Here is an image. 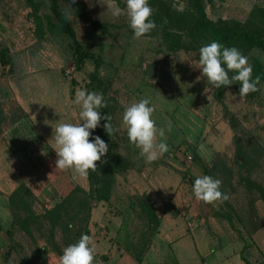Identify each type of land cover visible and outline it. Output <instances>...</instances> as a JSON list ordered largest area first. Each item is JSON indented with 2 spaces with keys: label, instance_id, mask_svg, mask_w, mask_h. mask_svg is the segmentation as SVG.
Here are the masks:
<instances>
[{
  "label": "rangeland",
  "instance_id": "1",
  "mask_svg": "<svg viewBox=\"0 0 264 264\" xmlns=\"http://www.w3.org/2000/svg\"><path fill=\"white\" fill-rule=\"evenodd\" d=\"M75 1L83 5L88 18L109 25L108 34L93 32L87 22L75 18L68 6L62 4L76 41L98 58L99 66L96 69L94 61L87 59L79 70L75 69L74 41L65 34L47 36L36 49L39 59L55 62L57 58L62 67L46 72L49 88L42 93L59 96L68 87L74 96L80 89L102 94L116 132L115 147L130 165L117 176L132 171L145 174L161 167L179 172L186 169L191 177L188 170L193 167L199 176L209 175L221 181L220 191L228 199L211 203L217 217L230 222L243 236L264 225V80L256 84L255 92L243 97L239 95L240 85L233 81L223 87L222 97L216 99L193 51L169 52L155 37L133 38L123 11L124 0ZM169 1L177 10L186 6L185 0ZM11 2L19 8L26 5L24 0H5L2 5L10 8ZM259 4V0H212L205 11L217 23H243ZM115 6L122 10L118 17L111 14ZM39 15L52 17L49 2L40 0ZM3 17L9 20L8 15ZM247 56L264 65V52L255 49ZM142 98L150 100L154 108L152 119L158 129L165 130L163 139L168 145V151L151 163H146L139 149L128 141L122 123L125 108ZM156 139L159 142L162 138ZM219 145L223 149L216 151L214 147ZM187 146L189 150L185 149ZM191 151L196 158L188 164L185 153L189 155ZM80 182L88 189L86 176ZM137 197L128 199L121 236L123 246L131 249L141 246V235L152 231L146 230L148 224Z\"/></svg>",
  "mask_w": 264,
  "mask_h": 264
},
{
  "label": "crops",
  "instance_id": "2",
  "mask_svg": "<svg viewBox=\"0 0 264 264\" xmlns=\"http://www.w3.org/2000/svg\"><path fill=\"white\" fill-rule=\"evenodd\" d=\"M5 1V0H4ZM264 7V0H259ZM3 1L0 3L2 5ZM258 3V2H257ZM0 6V47L10 63L0 64V264H59L66 247L61 231L53 238L44 212L75 185L87 190L82 176L56 169L52 137L59 123H79V106L65 87L63 95L42 93L49 88L47 71L62 67L40 60L30 8ZM4 12V13H3ZM8 15V21L3 17ZM82 123V122H81ZM214 147L216 151L223 147ZM181 172L157 167L145 174L117 176L107 202L93 203L87 224L95 248L94 264H250L264 261V225L243 236L231 223L215 215L211 203L192 192L199 175L190 167ZM195 178V179H193ZM24 184L32 194L29 209L36 217L12 208L9 197ZM145 195L159 226L140 262L121 241L128 199ZM51 239L57 246L51 244Z\"/></svg>",
  "mask_w": 264,
  "mask_h": 264
},
{
  "label": "trees",
  "instance_id": "3",
  "mask_svg": "<svg viewBox=\"0 0 264 264\" xmlns=\"http://www.w3.org/2000/svg\"><path fill=\"white\" fill-rule=\"evenodd\" d=\"M2 1L4 0H0V3ZM45 1L49 2V9L53 18L49 15L43 17L39 15L40 0H24L31 10L30 17L35 26L34 36L37 39H43L47 36L68 35L74 41L73 66L75 69L79 70L87 59H92L97 69L99 66L98 58L94 54L84 51L76 41L74 29L62 8V4L68 6L75 18L87 22L93 32L108 34L109 25L88 18L83 5L77 4L75 0ZM185 2V8L177 10L171 6L169 0H149V5L152 8L151 19L155 22L156 27L145 36L155 37L160 45L169 52L181 49L193 51L194 58L198 61L199 48L203 46L202 44L205 45L215 40L226 47H236L248 58V63L252 66V78L258 77V82H262L264 80V65L258 59L247 56V53L255 49L264 52V7H253L243 23L236 21L228 24L217 23L208 18L205 8L212 0H185ZM10 59L8 49L0 47V64L2 66L7 65L10 63ZM228 74L231 78L234 73L229 72ZM235 82L239 84L238 81ZM209 86H211L213 96L220 99L223 86L215 88L210 83ZM99 111L102 116L106 115L110 118V123L114 128L108 104L106 103V106ZM105 122L102 120L100 122L101 127L92 131V136H99L105 141L108 145V152L101 157L100 161L95 162L97 166L95 170H88L86 175L88 189L84 190L75 185L65 197L42 215L49 224L50 238H53L54 230L58 228L61 231L65 246L77 242L81 234L88 235L87 224L93 203L107 202L111 197L117 175L130 167L129 161L120 155L115 147L116 132L114 131L108 136L104 131L102 125ZM91 138L90 136L89 139ZM188 148L187 146L185 149ZM191 153L194 160L196 156L192 151ZM31 199V192L24 184H21L9 197V205L27 213L29 219L35 220L36 217L29 209ZM137 202L140 212L148 224L146 230H152L149 235H141L144 238L141 241V246L132 247V249L127 246L126 248L135 255L136 261L140 262L152 240L151 236L154 237L157 232L159 219L145 195L137 197ZM51 244L57 248L53 239H51ZM246 264L250 263L246 261Z\"/></svg>",
  "mask_w": 264,
  "mask_h": 264
},
{
  "label": "clouds",
  "instance_id": "4",
  "mask_svg": "<svg viewBox=\"0 0 264 264\" xmlns=\"http://www.w3.org/2000/svg\"><path fill=\"white\" fill-rule=\"evenodd\" d=\"M128 26L133 38L139 39L152 31L156 24L151 19L152 8L149 0H124ZM122 10L111 8L113 17H118ZM199 69L207 81L215 88L228 86L233 81L240 84L239 95L246 96L257 90L258 77L252 78V66L248 58L236 47H226L218 41H211L199 48ZM229 72L234 74L229 77ZM103 75V73H101ZM73 104L79 106V123H59L55 128L53 138L55 143L56 169L73 170L80 176H86L88 170L97 168V161L108 152V145L99 136H92V131L101 127V121H106L102 127L110 136L115 129L110 118L101 115L99 109L106 106L102 94L84 89L77 90ZM154 108L148 98L131 103L125 108L122 123L126 129L128 141L139 149V154L146 163L156 161L168 151L164 141L165 130L156 127L152 119ZM82 122V123H81ZM170 130V125H169ZM90 136L92 137L91 139ZM157 136L162 139L158 142ZM221 181L209 175L197 177L192 185V192L197 200L205 203L227 200L226 194L220 191ZM95 248L91 237L81 234L74 244H69L59 256V264H94Z\"/></svg>",
  "mask_w": 264,
  "mask_h": 264
},
{
  "label": "built area",
  "instance_id": "5",
  "mask_svg": "<svg viewBox=\"0 0 264 264\" xmlns=\"http://www.w3.org/2000/svg\"><path fill=\"white\" fill-rule=\"evenodd\" d=\"M185 160L188 164H191L193 162L192 154L187 155V152L185 153ZM96 264H101L100 262H97Z\"/></svg>",
  "mask_w": 264,
  "mask_h": 264
}]
</instances>
